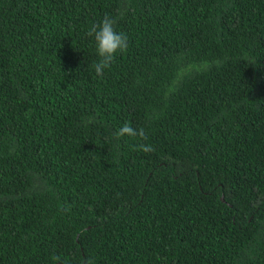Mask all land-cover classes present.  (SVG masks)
Wrapping results in <instances>:
<instances>
[{
	"label": "trees",
	"instance_id": "obj_1",
	"mask_svg": "<svg viewBox=\"0 0 264 264\" xmlns=\"http://www.w3.org/2000/svg\"><path fill=\"white\" fill-rule=\"evenodd\" d=\"M0 264H264V0H0Z\"/></svg>",
	"mask_w": 264,
	"mask_h": 264
},
{
	"label": "clouds",
	"instance_id": "obj_2",
	"mask_svg": "<svg viewBox=\"0 0 264 264\" xmlns=\"http://www.w3.org/2000/svg\"><path fill=\"white\" fill-rule=\"evenodd\" d=\"M116 19L106 14L98 25L92 26L88 32L89 36L94 37L96 43L97 54L100 57L99 61L94 64L95 72L98 76H102L104 69L110 67L115 55L118 52H124L128 47V37L123 33H118L114 27ZM117 139L124 136H140L144 137L143 128L134 129L129 124H124L113 134ZM140 150L144 152L153 151L150 146L141 144ZM58 259V258H54Z\"/></svg>",
	"mask_w": 264,
	"mask_h": 264
}]
</instances>
